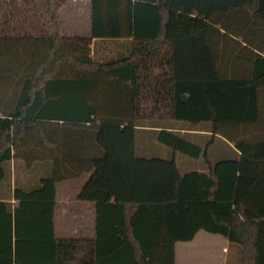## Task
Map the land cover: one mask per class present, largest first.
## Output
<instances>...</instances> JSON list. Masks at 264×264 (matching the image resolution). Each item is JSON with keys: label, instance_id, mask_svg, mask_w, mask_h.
<instances>
[{"label": "trees", "instance_id": "obj_1", "mask_svg": "<svg viewBox=\"0 0 264 264\" xmlns=\"http://www.w3.org/2000/svg\"><path fill=\"white\" fill-rule=\"evenodd\" d=\"M68 1L0 0V191L14 183L15 201L0 199V264H176L200 231L258 264L264 0H90V32L73 36ZM94 39L130 41L106 57ZM104 126L195 167L108 157ZM85 174L96 237L58 239L57 184Z\"/></svg>", "mask_w": 264, "mask_h": 264}, {"label": "crops", "instance_id": "obj_2", "mask_svg": "<svg viewBox=\"0 0 264 264\" xmlns=\"http://www.w3.org/2000/svg\"><path fill=\"white\" fill-rule=\"evenodd\" d=\"M91 3L90 0H87ZM91 15V13H90ZM86 33L73 32V34H67L73 36L75 34L88 35L90 32L91 18L87 24ZM130 39L120 40H100L94 39L92 45V53L98 51V54L104 56L107 53L110 55L123 51V47H128ZM105 127V126H104ZM103 127V139L107 144L104 147L107 150L108 155H113L111 146L106 142L105 130L107 126ZM117 127H122L118 129ZM112 131H117L118 142L125 143V141L132 140V146L127 152L123 154H133L136 149V144L133 140V135L136 133V128L130 126H113ZM122 133V135H120ZM102 134V133H101ZM120 136V137H119ZM120 145V144H119ZM119 151V150H116ZM109 157V156H108ZM133 157V156H131ZM112 158V157H111ZM117 158V157H116ZM119 158V157H118ZM123 158V157H121ZM214 159H218V152L215 153ZM186 167V168H185ZM183 167L184 171H191L195 167L191 161H188L186 166ZM203 169V168H202ZM26 174V173H25ZM29 175V174H28ZM26 174V176H28ZM90 174H85L79 179L70 180L57 184V213L55 219V231L58 239H71V238H87L94 239L95 233V204L92 202H84L78 199V196L83 189L84 185L88 181ZM83 179V182H80ZM14 183L12 184V190L10 195L7 190L0 191V199H6L15 203L14 197ZM247 215L254 220L259 227L258 236V264H264V204H255L247 206ZM65 234H69L71 237H63ZM62 236V237H60ZM234 244H230L229 240L221 235L211 234L206 231H200L195 239L191 242H180L176 245V264H229L231 250ZM234 249V248H233ZM239 262L241 264V255L239 250L237 251Z\"/></svg>", "mask_w": 264, "mask_h": 264}, {"label": "rangeland", "instance_id": "obj_3", "mask_svg": "<svg viewBox=\"0 0 264 264\" xmlns=\"http://www.w3.org/2000/svg\"><path fill=\"white\" fill-rule=\"evenodd\" d=\"M90 3L87 0H70L68 3L63 7V9L60 12L61 20L65 29V32L67 34H73V32H79V33H86L87 31V24L90 21L91 15H90ZM104 56L108 57L109 54H103ZM105 59V58H104ZM107 127V126H105ZM104 127V128H105ZM113 126L108 127L105 131L106 136V142H108V136L111 141H109V145L111 146V149L113 155H108L112 158H121V157H131V156H142V157H161L165 159H173L174 157L177 159L178 163L181 165L182 170L184 171V168L188 161H192L189 157L184 156L181 153H174L170 148L167 146L159 144L154 135L150 134L147 131H137L132 136L133 140L135 142V152L133 154H123L129 152L128 150L133 147L132 146V140L125 141V143H117L118 137H117V131H112ZM118 129H121L122 127H117ZM103 132L100 136V141L103 145H107L104 142L103 139ZM122 135V133L120 134ZM123 136V135H122ZM120 137V136H119ZM117 141V142H114ZM120 144V145H119ZM119 150V151H116ZM194 162V161H193ZM186 168V167H185ZM83 182V179L80 181ZM62 237V236H60ZM63 237H71L69 234H65ZM234 248V249H233ZM231 250L230 255V261L229 264H240L238 253L239 250L241 255V249L240 246L234 244V247Z\"/></svg>", "mask_w": 264, "mask_h": 264}]
</instances>
